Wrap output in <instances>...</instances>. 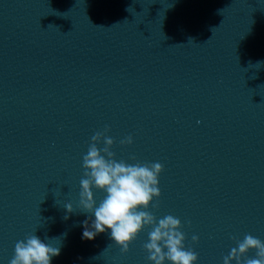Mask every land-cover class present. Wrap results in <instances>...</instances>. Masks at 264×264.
I'll return each mask as SVG.
<instances>
[{
	"label": "water",
	"instance_id": "obj_1",
	"mask_svg": "<svg viewBox=\"0 0 264 264\" xmlns=\"http://www.w3.org/2000/svg\"><path fill=\"white\" fill-rule=\"evenodd\" d=\"M105 126L117 160L164 166L147 210L181 220L195 264L264 241V0H0V264L30 233L51 264H150L149 228L126 254L110 230L81 239Z\"/></svg>",
	"mask_w": 264,
	"mask_h": 264
},
{
	"label": "clouds",
	"instance_id": "obj_2",
	"mask_svg": "<svg viewBox=\"0 0 264 264\" xmlns=\"http://www.w3.org/2000/svg\"><path fill=\"white\" fill-rule=\"evenodd\" d=\"M109 131L105 126L103 131L95 132L82 157L84 178L80 180L79 208L80 212L89 214V218L81 222V239L93 240L110 230L109 239L119 247L121 254H126L138 234L149 228L143 248L150 264H195L198 255L185 247L181 220L173 215L157 218L147 210L150 204L153 209L159 206L158 178L164 166L159 162L136 161L135 156L129 157L133 163L117 160L111 150L114 140L107 135ZM132 142L131 136L120 140L121 145ZM101 144L103 146L99 147ZM93 189L104 193L98 204ZM64 208L67 213L74 211L71 204ZM231 238L236 247L223 257V264H264V241L251 234H246L242 240ZM198 239L192 236L193 243ZM249 251L255 252L253 258L247 257ZM59 254L60 247H53L30 233L15 243L9 264H51V259Z\"/></svg>",
	"mask_w": 264,
	"mask_h": 264
}]
</instances>
